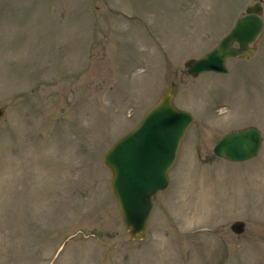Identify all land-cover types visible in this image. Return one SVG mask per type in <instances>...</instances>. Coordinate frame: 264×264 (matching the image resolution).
Segmentation results:
<instances>
[{
    "label": "rangeland",
    "instance_id": "374dc122",
    "mask_svg": "<svg viewBox=\"0 0 264 264\" xmlns=\"http://www.w3.org/2000/svg\"><path fill=\"white\" fill-rule=\"evenodd\" d=\"M254 1V50L188 73ZM171 81L192 120L131 238L102 153ZM0 109V264H264V0H0ZM249 125L256 154H213Z\"/></svg>",
    "mask_w": 264,
    "mask_h": 264
},
{
    "label": "water",
    "instance_id": "95a60500",
    "mask_svg": "<svg viewBox=\"0 0 264 264\" xmlns=\"http://www.w3.org/2000/svg\"><path fill=\"white\" fill-rule=\"evenodd\" d=\"M261 5L254 1L215 45L197 57L183 61L187 72L196 75L203 71L224 72L228 56H247L254 50L249 44L259 32L262 20ZM176 83L169 82L156 101L142 114L139 121L115 139L102 153V162L111 172L109 188L115 197L121 222L131 238H142L152 206L151 196L168 184V168L173 161L177 144L192 113L175 106L172 97ZM1 112V109H0ZM261 133L253 125L222 133L213 143V154L242 160L256 154ZM229 227L235 232L243 229V221L235 219Z\"/></svg>",
    "mask_w": 264,
    "mask_h": 264
},
{
    "label": "flooded vegetation",
    "instance_id": "af4514ba",
    "mask_svg": "<svg viewBox=\"0 0 264 264\" xmlns=\"http://www.w3.org/2000/svg\"><path fill=\"white\" fill-rule=\"evenodd\" d=\"M262 138V137H261Z\"/></svg>",
    "mask_w": 264,
    "mask_h": 264
}]
</instances>
